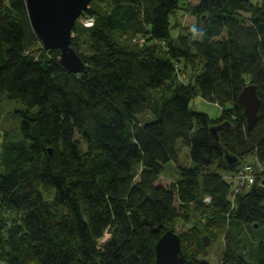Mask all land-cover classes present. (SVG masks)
<instances>
[{
	"label": "trees",
	"instance_id": "1",
	"mask_svg": "<svg viewBox=\"0 0 264 264\" xmlns=\"http://www.w3.org/2000/svg\"><path fill=\"white\" fill-rule=\"evenodd\" d=\"M4 1L0 97L23 109L19 137L4 130L0 145V201L23 225L4 237L0 219V260L152 264L156 241L178 217L177 197L183 204L198 199L226 218L219 264H246L232 243L247 231H259L254 264H264V179L233 197L234 181L231 188L218 172L233 178L248 155L264 168V0H198L193 32L200 38L182 44L170 21L180 0H91L79 18L92 17V23L78 18L72 26L71 45L85 62L78 72L63 67L58 49H44L25 0H6L8 11ZM114 31L133 45L120 44ZM84 34L86 53L79 50ZM37 43L52 56L36 55ZM181 65L193 68L186 79L177 76ZM249 83L260 97L251 129L237 100ZM195 94L221 105L220 116L192 110ZM146 112L150 117L141 120ZM223 122L228 125L218 128L216 140L210 126ZM179 139L192 165H178L174 189L157 175L165 163L178 161ZM225 150L239 157L236 164L226 163ZM214 163L215 170L206 171ZM42 187L54 190L55 203ZM180 240L182 264H210L198 258L203 238L196 227Z\"/></svg>",
	"mask_w": 264,
	"mask_h": 264
},
{
	"label": "rangeland",
	"instance_id": "2",
	"mask_svg": "<svg viewBox=\"0 0 264 264\" xmlns=\"http://www.w3.org/2000/svg\"><path fill=\"white\" fill-rule=\"evenodd\" d=\"M255 2V1H253ZM5 9L8 11V3L5 0ZM198 4V0H180L179 6L175 9V11L171 14V34L176 40L179 41L180 44L185 42H190L192 38L198 39L200 38L199 34H194V30L196 25L199 23V17L195 13V7ZM104 6H102L103 8ZM243 20H248L249 14L246 12H242L239 14ZM181 35V37H180ZM113 37L120 44H129L133 45L130 37L125 35L124 33H120L117 31L113 32ZM87 35L84 34L82 36V43L80 42V51L83 53L88 52V43H87ZM143 40V39H141ZM33 51L38 56H45L46 58L52 56L51 52L44 50L40 43H37L33 47ZM178 69V78L186 79L189 73L193 70L192 66H187L182 69ZM159 92V93H158ZM166 90L163 89L160 91H155L154 95L158 96L159 94H165ZM228 107V105H226ZM190 108L192 110L204 111L206 112L211 119H217L223 107L215 102H210L203 99L200 95L195 94L190 101ZM23 109V106L16 102L15 100H10L5 96L0 97V145L4 138V130H12L14 132V136L19 137L18 126L20 122V110ZM150 117L149 112L143 113L139 115L141 120L147 119ZM79 138V136L77 135ZM177 155L178 161H168L165 163L161 169V172L157 175V182L162 183L163 185L170 186L174 189L177 187V183L180 180V174L178 170L179 166L189 167L192 165V160L189 156V149L185 145L182 144L181 140L177 141ZM255 157L253 155H248L245 159L246 162L254 163ZM216 168V163L210 166L206 171L212 172ZM1 170V164H0ZM136 170L135 180L138 179V174ZM219 174H222L227 180H229L232 184L234 181L233 178H228V172L218 170ZM205 174L201 172L198 175L199 184L202 181V178ZM233 188V184L231 185ZM41 192L43 197L50 203H55V194L54 190L46 187L41 188ZM200 193V189L199 192ZM234 197V194L232 193ZM206 195H203V201H205ZM232 198V197H231ZM233 200V198H232ZM175 205L178 211V217L173 223V228L177 233L188 232L190 229L196 227L201 237L207 236L209 242L207 244L202 242V247L200 248V253L198 254V258L207 260L210 264H219L222 258V255L225 251L224 247V230L226 227V218L218 215L214 210L207 209L200 200L196 199L192 202L183 204L179 201L177 197H175ZM206 205V204H205ZM0 219L2 220L4 231V237L7 234L14 230L19 231L22 228V220L21 217L12 209L5 205H3L0 201ZM107 232L103 237L102 241L108 236ZM259 236V231L249 232L247 231L242 236H240L235 243L234 253L236 257H240L243 262L246 264H254L257 261V240ZM190 249L195 250V246L189 245ZM0 264H11L7 259L0 260Z\"/></svg>",
	"mask_w": 264,
	"mask_h": 264
},
{
	"label": "water",
	"instance_id": "3",
	"mask_svg": "<svg viewBox=\"0 0 264 264\" xmlns=\"http://www.w3.org/2000/svg\"><path fill=\"white\" fill-rule=\"evenodd\" d=\"M91 0H25L28 17L33 30L44 49H58L60 63L71 72L84 68L85 62L71 45L72 26L84 12ZM237 100L243 109L247 129H251L257 119L260 97L255 84H246L238 93ZM227 123L210 126L212 136L218 140V128ZM228 125V124H227ZM224 160L229 165L238 162L239 157L225 150ZM205 244L209 242L203 236ZM180 234L169 228L155 244V260L152 264H182Z\"/></svg>",
	"mask_w": 264,
	"mask_h": 264
},
{
	"label": "built area",
	"instance_id": "4",
	"mask_svg": "<svg viewBox=\"0 0 264 264\" xmlns=\"http://www.w3.org/2000/svg\"><path fill=\"white\" fill-rule=\"evenodd\" d=\"M84 25H90L93 21L92 17L79 18ZM233 194L235 195L243 186L253 184L256 180L264 179V168L262 164L245 162L235 173ZM262 185V184H261ZM205 201L210 202V196L206 195Z\"/></svg>",
	"mask_w": 264,
	"mask_h": 264
}]
</instances>
